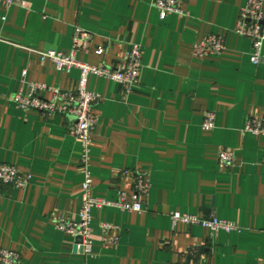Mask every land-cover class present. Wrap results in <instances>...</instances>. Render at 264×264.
Wrapping results in <instances>:
<instances>
[{
	"label": "crops",
	"instance_id": "1",
	"mask_svg": "<svg viewBox=\"0 0 264 264\" xmlns=\"http://www.w3.org/2000/svg\"><path fill=\"white\" fill-rule=\"evenodd\" d=\"M155 1L0 6V164L32 175L25 189L0 186V248L18 253L19 264H264V136L244 129L249 117L264 116V64L251 63L252 42L233 31L247 0H180L185 15L166 19ZM77 29L90 39L77 57L90 65L118 68L129 45L142 49L133 93L89 79V90L102 95L93 109L92 195L116 202L131 193L133 177H123L125 171L139 170L150 180L141 213L93 210L92 256L75 252L76 238L56 227V217L77 219L82 207L74 120L22 111L12 100L28 83L75 87L79 70L58 71L41 53H69ZM211 33L224 38L225 51L195 57L194 45ZM100 46L104 56L95 53ZM209 111L215 128L204 131ZM225 149L235 153L233 165L219 163ZM175 212L232 222L239 231L174 226ZM102 224L119 228L115 246L103 245Z\"/></svg>",
	"mask_w": 264,
	"mask_h": 264
},
{
	"label": "built area",
	"instance_id": "2",
	"mask_svg": "<svg viewBox=\"0 0 264 264\" xmlns=\"http://www.w3.org/2000/svg\"><path fill=\"white\" fill-rule=\"evenodd\" d=\"M17 0H0V6L6 9L14 6ZM155 7L160 11L161 19H166L169 14L185 15L180 0H156ZM234 33L252 42L253 51L251 63L255 66L264 64V0H247L242 7L238 22L234 27ZM88 39L81 29H77L73 37L72 50L64 53L58 50H48L41 53V61H50L58 71L71 73L79 70L80 76L71 90H62L49 87L42 83H28L25 91H20L12 97V100L22 111H34L44 117L66 116L74 120L73 134L81 143V172L82 207L77 219L56 217V227L69 234L73 238L82 237L83 243L78 249H83V254L92 256L93 231L92 213L96 208L108 206L119 207L125 211H144V198L150 189V180L147 173L139 170L125 171L122 176L133 177V189L131 193L122 192L118 201L110 202L96 198L92 195L93 175L91 171V157L93 133L98 123V117L93 109L96 103L102 100V95L89 90V79L92 76L110 80L120 85L125 94L133 93L140 85V76L143 68L142 49L139 44L129 45L123 63L118 68H109L105 65L94 66L80 61L77 54L81 50L89 49ZM226 49V43L222 36L208 34L198 41L193 48V55L197 58H205L221 55ZM98 56H104L106 49L102 46L94 48ZM27 74L24 71L23 76ZM42 93H49L50 98L45 99ZM215 128V113H205L202 123L204 131ZM245 131L255 136H264V116L249 117L245 124ZM236 161L235 153L231 150H222L219 156L221 165H233ZM32 181V175L20 173L17 167L9 164H0V186L7 185L17 189L27 188ZM174 226L183 223L187 225H199L209 229L213 234L217 231H239V227L232 222L218 218H206L198 215H189L175 212L171 214ZM102 242L106 247H113L118 242V237L113 233L118 227L112 224H102ZM21 256L11 250L0 248V264H19Z\"/></svg>",
	"mask_w": 264,
	"mask_h": 264
},
{
	"label": "water",
	"instance_id": "3",
	"mask_svg": "<svg viewBox=\"0 0 264 264\" xmlns=\"http://www.w3.org/2000/svg\"><path fill=\"white\" fill-rule=\"evenodd\" d=\"M75 242H76V246H75V249H74L75 252L79 251L80 253H82L83 249L82 248L78 249V245L83 243V238L82 237H76Z\"/></svg>",
	"mask_w": 264,
	"mask_h": 264
}]
</instances>
